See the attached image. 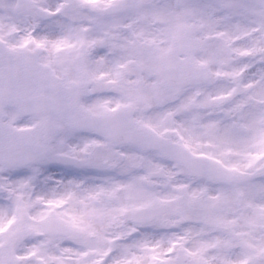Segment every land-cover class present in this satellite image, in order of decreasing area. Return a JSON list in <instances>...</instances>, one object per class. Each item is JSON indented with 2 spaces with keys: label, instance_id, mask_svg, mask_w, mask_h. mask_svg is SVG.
I'll return each mask as SVG.
<instances>
[{
  "label": "snow or ice",
  "instance_id": "1",
  "mask_svg": "<svg viewBox=\"0 0 264 264\" xmlns=\"http://www.w3.org/2000/svg\"><path fill=\"white\" fill-rule=\"evenodd\" d=\"M0 264H264V0H0Z\"/></svg>",
  "mask_w": 264,
  "mask_h": 264
}]
</instances>
